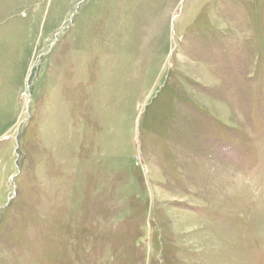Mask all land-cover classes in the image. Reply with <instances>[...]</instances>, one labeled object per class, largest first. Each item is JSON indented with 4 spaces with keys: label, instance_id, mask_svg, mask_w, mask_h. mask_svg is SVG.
<instances>
[{
    "label": "rangeland",
    "instance_id": "obj_1",
    "mask_svg": "<svg viewBox=\"0 0 264 264\" xmlns=\"http://www.w3.org/2000/svg\"><path fill=\"white\" fill-rule=\"evenodd\" d=\"M0 264H264V0H0Z\"/></svg>",
    "mask_w": 264,
    "mask_h": 264
}]
</instances>
